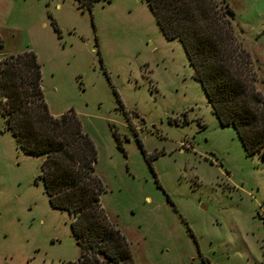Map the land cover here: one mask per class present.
<instances>
[{"label": "rangeland", "instance_id": "374dc122", "mask_svg": "<svg viewBox=\"0 0 264 264\" xmlns=\"http://www.w3.org/2000/svg\"><path fill=\"white\" fill-rule=\"evenodd\" d=\"M222 1L264 96V0ZM25 51L50 112L73 111L93 140L102 205L135 264H264V154L221 125L146 0H0V60ZM42 160L0 114V264L80 256Z\"/></svg>", "mask_w": 264, "mask_h": 264}, {"label": "trees", "instance_id": "16d2710c", "mask_svg": "<svg viewBox=\"0 0 264 264\" xmlns=\"http://www.w3.org/2000/svg\"><path fill=\"white\" fill-rule=\"evenodd\" d=\"M94 0H90L92 4ZM167 39H178L221 125H232L247 155L264 154V96L249 52L222 0H146ZM34 51L0 60V114L19 146L43 156L39 177L51 205L72 215L81 253L64 264H135L127 239L101 202L97 149L73 111L50 112Z\"/></svg>", "mask_w": 264, "mask_h": 264}]
</instances>
